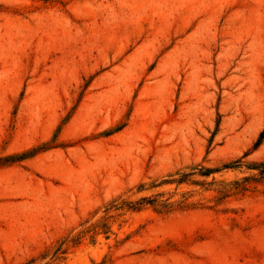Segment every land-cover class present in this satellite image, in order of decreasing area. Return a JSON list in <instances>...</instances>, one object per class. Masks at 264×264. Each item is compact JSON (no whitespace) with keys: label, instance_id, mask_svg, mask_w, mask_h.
<instances>
[{"label":"rangeland","instance_id":"374dc122","mask_svg":"<svg viewBox=\"0 0 264 264\" xmlns=\"http://www.w3.org/2000/svg\"><path fill=\"white\" fill-rule=\"evenodd\" d=\"M264 0H0V264H264Z\"/></svg>","mask_w":264,"mask_h":264},{"label":"trees","instance_id":"16d2710c","mask_svg":"<svg viewBox=\"0 0 264 264\" xmlns=\"http://www.w3.org/2000/svg\"><path fill=\"white\" fill-rule=\"evenodd\" d=\"M264 138V131L262 132L261 134V138H260V141Z\"/></svg>","mask_w":264,"mask_h":264}]
</instances>
